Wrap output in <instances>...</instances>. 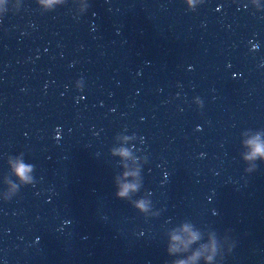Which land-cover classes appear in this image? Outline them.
<instances>
[{
  "label": "water",
  "instance_id": "obj_1",
  "mask_svg": "<svg viewBox=\"0 0 264 264\" xmlns=\"http://www.w3.org/2000/svg\"><path fill=\"white\" fill-rule=\"evenodd\" d=\"M0 264H264V0H0Z\"/></svg>",
  "mask_w": 264,
  "mask_h": 264
},
{
  "label": "clouds",
  "instance_id": "obj_2",
  "mask_svg": "<svg viewBox=\"0 0 264 264\" xmlns=\"http://www.w3.org/2000/svg\"><path fill=\"white\" fill-rule=\"evenodd\" d=\"M259 150L260 149L257 148V151H259ZM27 171H28V167L27 166H25L23 164L19 165V167H18V174H20L21 176H24ZM127 191H128V189L125 188V190L123 192L119 193V195L124 196V195L127 194Z\"/></svg>",
  "mask_w": 264,
  "mask_h": 264
}]
</instances>
